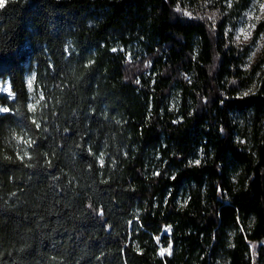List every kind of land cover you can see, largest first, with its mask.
<instances>
[{
  "label": "trees",
  "instance_id": "trees-1",
  "mask_svg": "<svg viewBox=\"0 0 264 264\" xmlns=\"http://www.w3.org/2000/svg\"><path fill=\"white\" fill-rule=\"evenodd\" d=\"M224 1L0 8V264H253L264 50L183 12Z\"/></svg>",
  "mask_w": 264,
  "mask_h": 264
},
{
  "label": "rangeland",
  "instance_id": "rangeland-1",
  "mask_svg": "<svg viewBox=\"0 0 264 264\" xmlns=\"http://www.w3.org/2000/svg\"><path fill=\"white\" fill-rule=\"evenodd\" d=\"M236 1L238 0H225L222 2V6L225 7L224 11L217 9L213 11L210 10L206 3H200L196 4L197 6L186 4L183 12L184 14L185 12L191 13V15L185 14L189 17L203 15L213 22L216 21L218 15L227 17L225 31L230 35L235 46H238L240 49L246 48L245 67L249 68L264 50V29H259L261 23L264 21V0H245L239 3L240 6L232 11L233 3ZM33 78L32 73H28L26 76V83L31 93H33ZM29 81H31V86H29ZM2 94L10 95V86L8 82L0 80V95ZM33 98L34 95L32 94L31 99ZM176 101V98L171 99V108H175ZM0 108L2 107L0 106ZM250 251L253 264H264V256L261 257V251L264 252L263 241L250 243Z\"/></svg>",
  "mask_w": 264,
  "mask_h": 264
},
{
  "label": "snow or ice",
  "instance_id": "snow-or-ice-1",
  "mask_svg": "<svg viewBox=\"0 0 264 264\" xmlns=\"http://www.w3.org/2000/svg\"><path fill=\"white\" fill-rule=\"evenodd\" d=\"M6 3H7V0H0V8L5 7ZM185 14L186 15H191V13H188V12H185ZM246 38H247V36H246ZM29 86H31V81H29ZM247 94L248 93H244V95H247ZM6 111H8V109L0 108V112H6ZM196 163L198 164L199 161H196ZM165 252H168V254H171V250L170 249H162L161 252H160V255L163 256L165 254Z\"/></svg>",
  "mask_w": 264,
  "mask_h": 264
}]
</instances>
